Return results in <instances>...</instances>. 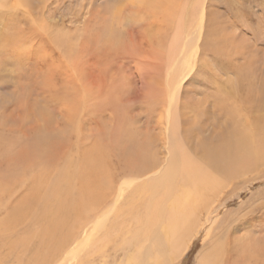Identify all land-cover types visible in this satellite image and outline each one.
<instances>
[{
  "label": "bare ground",
  "instance_id": "1",
  "mask_svg": "<svg viewBox=\"0 0 264 264\" xmlns=\"http://www.w3.org/2000/svg\"><path fill=\"white\" fill-rule=\"evenodd\" d=\"M199 1L190 0L183 7L176 0H138L141 12L130 22L125 19L127 23L116 28L111 21L100 30L99 38L111 45L120 43L119 30H124V50L114 53L127 56H116L119 63L128 58L135 61L134 55L138 56L140 64H135L131 76L142 89L139 93L131 89V96L126 100L121 96L123 102L113 109L93 104L86 110L91 139L96 138L89 147H82V139L75 137L78 143L59 146L60 141L46 132L50 120L40 122V130L25 143L0 134V252L5 258L18 255L16 264H104L108 252L113 250L115 256L119 249H126L125 254H130L125 264H176L206 217L222 206L233 180L245 183L247 172L264 162V74L253 66L258 60L251 56L238 66L232 64L241 45H228L230 37L204 21L206 10ZM143 12H150L147 21ZM165 22L172 27V37L164 51L167 64L159 72L162 81L157 83L159 74L153 70L158 60L148 56L145 48L150 44L148 38L155 43L165 40L161 30ZM137 25L146 32L138 31ZM153 29L152 37L146 34ZM137 33L136 40L132 35ZM144 38L147 43L141 45ZM205 44L220 57V71L224 74L229 65L234 78L223 85L214 83L216 92L204 98L215 99L214 103L198 109L200 104H188L182 89L206 50ZM74 72L78 80L87 81L86 88L96 90L98 76L93 67L74 68ZM212 77L213 82L217 80ZM125 85L121 78L117 88L127 89ZM76 92L65 90L69 101L77 100ZM133 99L139 100L138 106L143 103L134 118L128 105ZM121 107V122L115 124ZM38 110L43 117L44 108L37 107L34 113ZM107 112H111L112 125L105 130L100 120ZM186 112L193 116L187 118ZM222 118L219 133L199 139L207 127L214 126V120ZM158 144L166 150L165 162L158 158ZM143 242L148 243L145 249ZM231 244L225 246L216 239L201 264H264L262 241L239 242L234 251Z\"/></svg>",
  "mask_w": 264,
  "mask_h": 264
},
{
  "label": "rangeland",
  "instance_id": "2",
  "mask_svg": "<svg viewBox=\"0 0 264 264\" xmlns=\"http://www.w3.org/2000/svg\"><path fill=\"white\" fill-rule=\"evenodd\" d=\"M2 1L0 0V134L5 138L8 136L25 143L35 136L37 129L40 130L42 126L40 122L50 120V129H47L46 132L50 136L54 135L58 142L60 141L59 146L64 143L70 144L71 141L78 143L74 140L75 137L82 139L79 140L82 142V147H89V144L95 142L96 138L91 139L93 136L90 132L92 127H89V123L85 119L86 110L93 107V104L95 106L108 105L109 108L113 109L112 106L117 107L121 101L123 102L131 96L129 95L131 89H134L132 93H139L142 89L137 78L131 76L132 72H135V64H140L138 56L134 55L135 61L129 58L121 60V64L117 57L125 59L127 56L114 53V51L122 52L124 50V38H126L124 30H119L122 42L120 41L117 45L105 43L99 38L100 30L109 22L114 21L115 27L119 28L118 25L123 26L127 23L125 19L128 20L134 17L136 13L138 14L140 11L137 8L138 0ZM176 1L179 4L182 1L180 5L183 7H187L186 5L190 3V0ZM199 2L202 3V8L206 10L204 21L219 26L220 35H228V37L225 36L226 38L230 37L227 39L228 45L230 43L241 45L242 51L232 64L238 66L243 63V58L247 59L251 56L258 60L253 66L264 74V0H200ZM112 7L114 8L110 9ZM179 10L182 11V8ZM143 13H146L144 18L147 21L150 12ZM176 18L177 16H175ZM12 19L16 22H11ZM196 19L197 16L194 20ZM128 22L130 21L128 20ZM14 23L16 24L14 25ZM131 25H133L132 22L129 26L131 27ZM136 27H139L138 31L146 32L142 30L143 26L137 25ZM161 30L165 31L163 32L165 40L155 43L146 38L151 45L149 44L148 48H145V53L148 56L152 57L153 60H158H156V66L153 70L157 74L167 64L164 51L166 47L170 46V38L172 37V27L169 26L168 22L162 25ZM150 31H147L146 34L152 37L155 31L154 29ZM2 33L5 34L4 37L1 36ZM137 35L138 33L132 37L137 40ZM144 40L145 38L143 42H145ZM9 43H11L10 46ZM6 47L8 48L6 49ZM205 47L206 50H202V55H200V61L193 71L186 76V83L183 84L184 89H182L187 92L188 104L199 103L198 109H206L214 103L215 99L204 100L216 92L214 83L223 85L225 84L224 81L234 78L229 65H225L227 70L224 71V74L220 71L222 68L220 57L206 44ZM145 60L149 59L146 58ZM86 66L93 67L98 76L96 90L86 88L84 84L87 81L83 77L81 79L85 83L78 80L77 74L74 72V68L83 70ZM96 69L101 71L98 72ZM255 74L253 78H255ZM212 75L217 78L214 82ZM160 77L159 74L157 83H161L163 74ZM121 78L126 81L125 86L128 90L117 88ZM115 84L117 85L115 86ZM71 89H74V92ZM155 89L159 88L155 85ZM65 90L73 95L77 91V95L75 94L77 100L69 101ZM91 91L94 95H91ZM121 96L124 97L123 100H121ZM128 102L129 107H131L130 111L133 113L131 116L134 118V116L139 115L137 113L139 108H142L143 103L140 101L139 105L141 104V106H138L139 100L135 102L134 99ZM37 107L44 108L43 117H39L40 110L36 114L34 113ZM134 108H138L137 111ZM122 109L124 107H121L120 110L118 108L116 112L117 116L119 112L120 114L115 119V124L121 122ZM141 113L143 115V112ZM109 114L111 112H107L105 117L100 120V124L104 122L103 128L105 130L110 129V125H112ZM142 115L139 116L141 124L144 122ZM191 115L188 113L186 117L191 118ZM153 118L152 115L151 120ZM224 119L214 120V126L207 127L205 133L199 135V139L219 133L221 130L218 131L217 128L224 125ZM72 126H75L74 130H72ZM94 132V134L98 133L96 130ZM156 132L158 133V131ZM9 141L11 142V140ZM157 154L161 162H165L167 154L162 144L157 145ZM53 156L54 152H52L51 158ZM18 161L20 162V159ZM233 181L235 182L231 185L232 190L224 198L225 200H222V206L218 205L209 214L210 217H206L205 225L202 224L199 234L193 238L189 249L183 253L180 261H175L176 264H201L200 260L216 239L223 240L225 246L232 243L231 251L237 249L235 247L239 242L260 240L264 243V162L260 163L255 170L247 172L245 183L239 185L242 179ZM141 204L142 200H140V207ZM219 206L221 208H218ZM140 207L137 209L139 213L142 212ZM203 219L205 220V217ZM207 226L210 228L209 230ZM147 245V242L141 244L144 249ZM123 250L126 252V249ZM123 250L119 249L115 256H113L115 254L113 250L108 252L106 255L110 257L106 258L104 264H125V259L130 253L125 254ZM0 255V264H16L15 261H18L19 258L18 255L15 258L10 255L7 259L5 253L1 252Z\"/></svg>",
  "mask_w": 264,
  "mask_h": 264
}]
</instances>
